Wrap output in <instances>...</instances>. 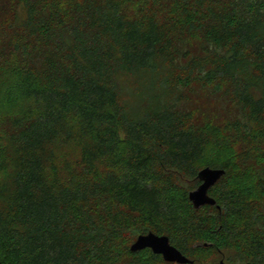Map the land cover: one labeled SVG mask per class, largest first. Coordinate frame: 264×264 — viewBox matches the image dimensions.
Returning a JSON list of instances; mask_svg holds the SVG:
<instances>
[{"label": "trees", "instance_id": "trees-1", "mask_svg": "<svg viewBox=\"0 0 264 264\" xmlns=\"http://www.w3.org/2000/svg\"><path fill=\"white\" fill-rule=\"evenodd\" d=\"M134 2L0 0V264H177L130 251L148 233L264 264V0ZM200 92L234 116L200 122Z\"/></svg>", "mask_w": 264, "mask_h": 264}, {"label": "water", "instance_id": "water-1", "mask_svg": "<svg viewBox=\"0 0 264 264\" xmlns=\"http://www.w3.org/2000/svg\"><path fill=\"white\" fill-rule=\"evenodd\" d=\"M224 169L203 168L198 173L200 184L197 188L188 193V200L194 209L204 206H215V200L209 195V190L225 176ZM131 252L150 249L153 254L162 256L164 262L177 264H190L180 251L170 245L169 239L165 236H158L153 233L138 236L130 246Z\"/></svg>", "mask_w": 264, "mask_h": 264}, {"label": "rangeland", "instance_id": "rangeland-1", "mask_svg": "<svg viewBox=\"0 0 264 264\" xmlns=\"http://www.w3.org/2000/svg\"><path fill=\"white\" fill-rule=\"evenodd\" d=\"M147 0H136V2L132 3L131 5H127L125 8V12L127 15L134 16L135 14H138L140 10V6L145 4ZM16 55L11 54L7 59L6 63H3V71L0 72V77L7 72L8 74V80L7 83L2 81V78L0 79V106L5 100V93L8 90V86L13 83V72L14 68L16 67L14 64L16 62ZM13 65V68L10 69L8 65ZM11 73H13L11 75ZM10 74V75H9ZM8 85V86H7ZM194 100V115L197 116L200 120V122H203L204 124H211L215 121H225L234 116V109L231 108L229 101L226 98H215L212 97L209 93L200 92L197 94V96L193 97ZM1 126V125H0ZM1 130V128H0ZM239 146H234L233 150L236 152H239ZM223 153H213L212 156L215 161L220 160L223 156ZM238 178L237 174L232 175V180L235 181Z\"/></svg>", "mask_w": 264, "mask_h": 264}]
</instances>
